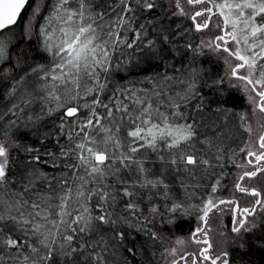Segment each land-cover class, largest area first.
I'll list each match as a JSON object with an SVG mask.
<instances>
[{
	"label": "snow or ice",
	"instance_id": "obj_1",
	"mask_svg": "<svg viewBox=\"0 0 264 264\" xmlns=\"http://www.w3.org/2000/svg\"><path fill=\"white\" fill-rule=\"evenodd\" d=\"M0 264H264V0H0Z\"/></svg>",
	"mask_w": 264,
	"mask_h": 264
},
{
	"label": "trees",
	"instance_id": "obj_2",
	"mask_svg": "<svg viewBox=\"0 0 264 264\" xmlns=\"http://www.w3.org/2000/svg\"><path fill=\"white\" fill-rule=\"evenodd\" d=\"M218 70H221V69L218 68ZM182 227H183V229H184V231L186 233L189 225L188 224H185V225H182Z\"/></svg>",
	"mask_w": 264,
	"mask_h": 264
},
{
	"label": "rangeland",
	"instance_id": "obj_3",
	"mask_svg": "<svg viewBox=\"0 0 264 264\" xmlns=\"http://www.w3.org/2000/svg\"><path fill=\"white\" fill-rule=\"evenodd\" d=\"M210 223H212V221H210Z\"/></svg>",
	"mask_w": 264,
	"mask_h": 264
}]
</instances>
